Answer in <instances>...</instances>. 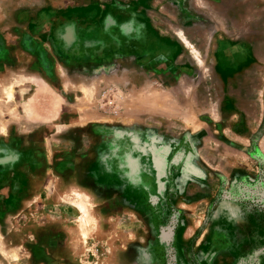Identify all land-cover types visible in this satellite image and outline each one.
Segmentation results:
<instances>
[{
	"label": "rangeland",
	"instance_id": "1",
	"mask_svg": "<svg viewBox=\"0 0 264 264\" xmlns=\"http://www.w3.org/2000/svg\"><path fill=\"white\" fill-rule=\"evenodd\" d=\"M0 264H264V0H0Z\"/></svg>",
	"mask_w": 264,
	"mask_h": 264
},
{
	"label": "flooded vegetation",
	"instance_id": "2",
	"mask_svg": "<svg viewBox=\"0 0 264 264\" xmlns=\"http://www.w3.org/2000/svg\"><path fill=\"white\" fill-rule=\"evenodd\" d=\"M122 31H123L124 33H126V32H127V30H125V29H123Z\"/></svg>",
	"mask_w": 264,
	"mask_h": 264
},
{
	"label": "bare ground",
	"instance_id": "3",
	"mask_svg": "<svg viewBox=\"0 0 264 264\" xmlns=\"http://www.w3.org/2000/svg\"><path fill=\"white\" fill-rule=\"evenodd\" d=\"M10 87V86H9ZM10 89V88H9ZM9 95V94H8Z\"/></svg>",
	"mask_w": 264,
	"mask_h": 264
}]
</instances>
